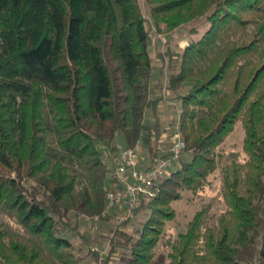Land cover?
I'll use <instances>...</instances> for the list:
<instances>
[{
    "label": "trees",
    "instance_id": "1",
    "mask_svg": "<svg viewBox=\"0 0 264 264\" xmlns=\"http://www.w3.org/2000/svg\"><path fill=\"white\" fill-rule=\"evenodd\" d=\"M146 2L157 32L208 23L166 53L186 146L155 195L116 222L105 256L87 254L149 264L171 216L163 207L204 187L240 121L244 157L229 153L221 167L225 209L203 204L165 245L170 264H264V0ZM146 22L139 0H0V264H82L71 219L107 209L114 144L141 141L148 160L166 155Z\"/></svg>",
    "mask_w": 264,
    "mask_h": 264
},
{
    "label": "rangeland",
    "instance_id": "2",
    "mask_svg": "<svg viewBox=\"0 0 264 264\" xmlns=\"http://www.w3.org/2000/svg\"><path fill=\"white\" fill-rule=\"evenodd\" d=\"M142 12L146 19L147 27L149 28L150 36V51H152L154 62V76H155V93L160 95L161 103L158 107V114L160 115V134L159 144L160 148H167L171 141V136L174 133L177 126V118L180 111V104L176 100L172 91L167 88L169 65L172 64V57L167 56L169 51L171 54L175 51H179L185 47V45L193 40L199 33L208 27V23L205 18H201L188 25H183L174 29L168 33L157 32L150 17L149 6L146 0H139ZM191 28L195 29L196 33H191ZM161 53L166 55L162 74L158 71L160 59L158 55ZM173 56V55H172ZM174 57V56H173ZM148 114V113H147ZM149 117V115H148ZM153 127L155 121H150ZM156 126V125H155ZM244 138V130L240 121H238L233 131L224 139V142L217 146L215 154L217 157L216 168L207 176V183L202 189L190 190L183 189L180 192V198L172 201L169 206L163 207L165 212H170L171 216L160 220L163 222L161 226V233L158 242L154 248V256L149 264H170L168 256L169 247L165 245V242L169 238H176L179 232L185 231L187 222L192 218L194 213L201 208L203 204L210 203L211 211L218 215L225 209V204L221 197L222 187V175L221 167L228 161V154L232 152H239V159H243L244 153L242 151V143ZM114 153L111 156H106L110 161L108 163V169L111 167ZM142 162L146 163L148 153L143 149L141 153ZM108 184V183H107ZM107 186V185H106ZM150 214V211L140 213L131 225L125 226L129 230L138 228V221L146 219ZM72 226L75 230L69 232L73 243L77 249L76 254L82 256V264H100L97 263L89 254V249L93 251H99L100 256H105L109 247V238L114 234L116 222V214L111 212H103L101 217H86L81 216L79 218L72 217ZM81 235L88 236L89 239L84 241ZM92 253V252H90ZM99 261V260H98ZM113 262L118 261V256H113Z\"/></svg>",
    "mask_w": 264,
    "mask_h": 264
},
{
    "label": "built area",
    "instance_id": "3",
    "mask_svg": "<svg viewBox=\"0 0 264 264\" xmlns=\"http://www.w3.org/2000/svg\"><path fill=\"white\" fill-rule=\"evenodd\" d=\"M185 146V140L179 130H176L166 148V155L154 157L144 163L141 160V141L129 146L117 141L105 188L106 211L115 212L118 222L132 218L142 199H150L155 195L157 183L184 151Z\"/></svg>",
    "mask_w": 264,
    "mask_h": 264
}]
</instances>
